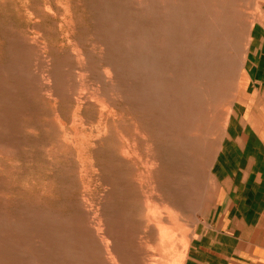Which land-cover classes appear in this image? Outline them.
<instances>
[{
    "label": "rangeland",
    "instance_id": "obj_1",
    "mask_svg": "<svg viewBox=\"0 0 264 264\" xmlns=\"http://www.w3.org/2000/svg\"><path fill=\"white\" fill-rule=\"evenodd\" d=\"M263 42L264 0H0V264H246Z\"/></svg>",
    "mask_w": 264,
    "mask_h": 264
},
{
    "label": "crops",
    "instance_id": "obj_2",
    "mask_svg": "<svg viewBox=\"0 0 264 264\" xmlns=\"http://www.w3.org/2000/svg\"><path fill=\"white\" fill-rule=\"evenodd\" d=\"M261 73L259 83L251 82L244 104V125L250 136L243 146L251 148L250 154H230L232 176L225 189L228 242L233 254H245L246 264H264V70Z\"/></svg>",
    "mask_w": 264,
    "mask_h": 264
}]
</instances>
